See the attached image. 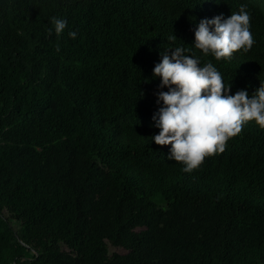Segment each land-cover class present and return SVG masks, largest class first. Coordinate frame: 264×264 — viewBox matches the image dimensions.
<instances>
[{
	"label": "trees",
	"instance_id": "obj_1",
	"mask_svg": "<svg viewBox=\"0 0 264 264\" xmlns=\"http://www.w3.org/2000/svg\"><path fill=\"white\" fill-rule=\"evenodd\" d=\"M242 5L251 50L194 48L200 19ZM178 46L253 95L264 0H0V264H264V129L191 173L152 140V71Z\"/></svg>",
	"mask_w": 264,
	"mask_h": 264
},
{
	"label": "clouds",
	"instance_id": "obj_2",
	"mask_svg": "<svg viewBox=\"0 0 264 264\" xmlns=\"http://www.w3.org/2000/svg\"><path fill=\"white\" fill-rule=\"evenodd\" d=\"M245 8L242 5L239 12L227 18L221 13L200 19L194 30V48L217 61L251 50L255 39L250 30L251 16ZM51 23L53 28L48 34L54 32L57 37L68 27L64 18L52 17ZM68 35L75 39L78 33L73 30ZM167 39L175 41L177 36ZM152 78L159 80L154 93L158 107L151 117L152 127L159 131L152 140L157 145H170L167 159L181 162L184 172L200 167L206 156L222 153L226 142L241 133L248 122L255 121L264 129V83L253 95L247 89L233 95L232 85L225 83L217 67L210 61L201 64L192 49L165 48Z\"/></svg>",
	"mask_w": 264,
	"mask_h": 264
},
{
	"label": "rangeland",
	"instance_id": "obj_3",
	"mask_svg": "<svg viewBox=\"0 0 264 264\" xmlns=\"http://www.w3.org/2000/svg\"><path fill=\"white\" fill-rule=\"evenodd\" d=\"M13 225H14V227H16V228H18L19 226H20V223L18 222V221H13ZM120 252V253H124V252H126V250L125 249H123V248H117V247H114V246H111L110 247V252L111 253H114V252Z\"/></svg>",
	"mask_w": 264,
	"mask_h": 264
}]
</instances>
